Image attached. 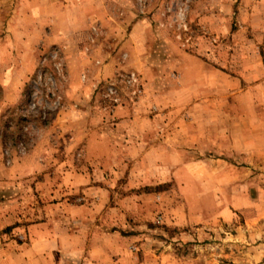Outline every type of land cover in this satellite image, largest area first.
Returning <instances> with one entry per match:
<instances>
[{"label": "rangeland", "instance_id": "rangeland-1", "mask_svg": "<svg viewBox=\"0 0 264 264\" xmlns=\"http://www.w3.org/2000/svg\"><path fill=\"white\" fill-rule=\"evenodd\" d=\"M93 1L76 3L80 8L75 11L78 21L90 31L88 37L53 42L43 48L42 29L34 34V70L20 87L18 103L0 107V141L5 143L1 152L7 166L11 152L21 156L38 145L56 146V133L49 137L48 128L57 113L68 106L86 110L79 116L83 120L89 122L92 117L105 121L114 107L142 100L137 105L146 109L167 141L176 132L177 122L191 121L185 113H172V107L192 99L181 87L185 81L202 90L198 76L208 72L203 68H210L212 81L228 90L237 84L245 92L258 85L264 91V0ZM53 21L57 30L62 27V21ZM66 21L70 22L69 15ZM74 45L83 47L82 54L95 58L117 55L123 67L92 87L90 82L100 64L66 66L64 48L69 46L76 57ZM214 73L224 74L227 80L220 78L218 84ZM82 88L94 91L93 98H69L73 93L78 96ZM210 91L212 97L219 98L214 88ZM79 152L87 153L77 149L76 158ZM234 164L242 171L237 191L229 186L221 195L208 194L206 209L201 211L191 209L196 202L187 199L183 175L175 183L179 192L173 195L165 192L172 189L171 183L130 191L125 189L124 177L119 178L115 200L126 202L121 207L124 215H117L112 227L128 239L125 245L131 264H264V155L252 161L244 157ZM43 180V173L32 180L25 178L19 182V189L11 185L15 181H0V264H15L18 247L30 242L23 232L18 234L17 225L10 223L16 219L39 222L42 209L59 200L40 197L36 187ZM134 196L143 198L138 200L140 210L131 208L128 199L138 205ZM86 246L83 243L78 248L82 249L78 257L69 258L70 264H83L81 254L91 250ZM35 260L42 261L38 257ZM48 261L58 264L59 259L49 256Z\"/></svg>", "mask_w": 264, "mask_h": 264}, {"label": "crops", "instance_id": "crops-1", "mask_svg": "<svg viewBox=\"0 0 264 264\" xmlns=\"http://www.w3.org/2000/svg\"><path fill=\"white\" fill-rule=\"evenodd\" d=\"M78 2L94 1L0 0V107L18 103L20 87L34 70L31 58L34 34L42 29L43 48L53 42L88 37L90 31L78 21ZM68 15L70 22L66 21ZM54 18L63 23L58 30L53 25ZM126 44L127 41L122 43L120 50ZM74 48L76 57L69 46L64 48L66 66L100 64L90 82L92 87L123 67L117 55L95 58L92 54H82L83 47L79 45ZM203 70L208 72L198 76L202 90L194 89L196 85L190 80L181 85L192 99L186 105H174L172 113H185L191 121L177 122L176 132L167 141L158 132V125L146 115V109L137 105L142 100L114 107L105 121L92 117L89 122L87 118L83 120L79 116L86 110L68 106L57 113L48 128L49 137L56 133V146L38 145L21 156L11 152L8 166L1 152L5 143L0 141V181H15L11 185L19 189L22 185L19 182L25 178L32 180L43 173L45 180L36 187L41 191L40 197L59 198L42 209L43 218L39 222L16 219L10 223L17 225L18 234L23 232L30 239L25 247H18L15 264H50L49 256L58 258V264H70L69 258L80 255L82 249L78 248L83 243L91 249L86 255L81 254L85 257L83 264H131L125 245L128 239L112 227L115 217L124 215L121 207L124 208L126 201L115 200L117 181L122 177L126 190L171 183L172 189L165 192L173 195L179 192L175 183L183 175L187 179V199L196 202L191 209L197 211L206 209L204 202L208 194L221 195L222 189L229 186L237 191L242 171L234 162H241L244 157L252 161L264 155V91L256 85L245 92L237 84L234 90H228L227 86L212 81L210 68ZM214 75L220 80L218 84L221 79L227 80L224 74ZM211 87L219 98L212 97ZM93 94L94 91L82 88L78 96L73 93L69 98H93ZM80 148L87 153L79 152L77 156L81 157L76 158L75 152ZM134 199L143 198L134 196ZM80 200L83 203H78ZM128 201L131 208L141 209L139 201L138 205L132 199ZM36 257L42 261H36Z\"/></svg>", "mask_w": 264, "mask_h": 264}, {"label": "built area", "instance_id": "built-area-1", "mask_svg": "<svg viewBox=\"0 0 264 264\" xmlns=\"http://www.w3.org/2000/svg\"><path fill=\"white\" fill-rule=\"evenodd\" d=\"M110 92H112V91L110 90Z\"/></svg>", "mask_w": 264, "mask_h": 264}]
</instances>
